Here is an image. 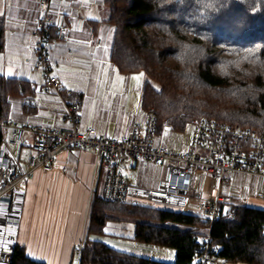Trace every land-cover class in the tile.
Instances as JSON below:
<instances>
[{"label":"crops","instance_id":"0c3cea01","mask_svg":"<svg viewBox=\"0 0 264 264\" xmlns=\"http://www.w3.org/2000/svg\"><path fill=\"white\" fill-rule=\"evenodd\" d=\"M39 0H0V17L4 20V48L0 52V76L21 81L23 95L9 98L7 123L17 126L55 129L65 133H83L92 127L96 134L109 139H122L134 127L144 128L147 117L141 97L132 98L131 91L142 87L143 75L120 74L110 60L114 29L108 22L104 0H51L53 42L51 44L52 72L57 77L63 98L77 105V123L62 119L64 105L51 91L37 93L40 76L34 71L33 46L35 25L41 17ZM139 88V90H140ZM143 91V88L142 90ZM142 94V92H141ZM9 137L10 131L5 129ZM164 130V131H163ZM156 131L152 146L170 152L188 149L189 137L169 129ZM169 130V131H166ZM33 141L28 134L20 150H27ZM10 150V149H9ZM23 167L25 159L16 158ZM26 155V154H25ZM58 168L65 173L35 172L25 182L19 226L15 245L30 260L43 264H72L74 254L87 242H98L127 255L172 264L176 253L133 241L135 226L127 220H110L101 235L88 234L89 212L94 195L101 196L103 176L94 154L65 150L56 156ZM125 180L133 188L148 191L157 188L165 172L143 162L129 163ZM98 187L100 193L97 194ZM188 197L191 209L200 201L213 199L217 194L227 197L221 205L225 214L231 207L246 206L264 210V178L227 173L221 182L201 171ZM139 206L163 210L153 203ZM198 242L209 239V231L201 230ZM219 264L224 263L219 260Z\"/></svg>","mask_w":264,"mask_h":264},{"label":"trees","instance_id":"16d2710c","mask_svg":"<svg viewBox=\"0 0 264 264\" xmlns=\"http://www.w3.org/2000/svg\"><path fill=\"white\" fill-rule=\"evenodd\" d=\"M114 29L110 60L120 74H142L141 106L152 109L156 131H186L193 119L264 136V0H104ZM158 22L170 28L154 27ZM0 17V52L4 48ZM249 49L252 51L249 52ZM187 80L194 87L183 86ZM256 85L255 95H249ZM21 81L0 76V142L9 119V98L23 95ZM134 224L133 241L173 249L172 264H199L197 240L209 231L218 259L264 264V210L231 207L214 222L197 216L114 204L94 195L88 234L101 235L110 220ZM12 264H43L15 247ZM78 264H168L85 242Z\"/></svg>","mask_w":264,"mask_h":264},{"label":"built area","instance_id":"2783aa9c","mask_svg":"<svg viewBox=\"0 0 264 264\" xmlns=\"http://www.w3.org/2000/svg\"><path fill=\"white\" fill-rule=\"evenodd\" d=\"M50 3L51 0H39L37 3L41 17L35 25L33 54L34 71L40 76L41 84L35 87V91L43 94L53 92L65 107L62 119L76 124L77 105L64 100L63 89L52 72L54 21ZM146 117L143 129L136 126L122 139L106 138L96 134L92 127H87L83 133L76 130L65 133L10 123L3 125L10 131L8 145H22L28 134L33 136V141L23 157V167L18 166L6 141L2 139L0 142V264H12L25 182L35 172L65 173L66 168H58L56 160V156L65 150L91 151L94 154L103 176V201L120 205L153 203L163 210L194 215L211 223L221 217V205L228 203L229 199L217 194L211 200L198 202L195 209H191L188 194L196 170L218 182L227 173L264 178V136L203 118L194 120L188 128V149L170 152L161 146H152L151 138L156 132L154 111L147 110ZM162 128H167L165 122ZM131 161L164 169L165 176L156 189L141 191L128 184L124 175L130 169ZM218 253L219 248L206 240L198 251L199 264H219Z\"/></svg>","mask_w":264,"mask_h":264},{"label":"rangeland","instance_id":"374dc122","mask_svg":"<svg viewBox=\"0 0 264 264\" xmlns=\"http://www.w3.org/2000/svg\"><path fill=\"white\" fill-rule=\"evenodd\" d=\"M138 75H139V76H136V75H135V77H141L140 75H142V74H138ZM144 83H145V81L143 82L141 88H140V86H138V84H136V87H137L138 89H135L134 91H131L132 93H130V96H131L132 98H139V97L142 96V94H141L142 91H141V90H142V88H144V87H143V86H144ZM139 88H140V90H139ZM194 120H196V119H193L191 122H189V124L186 126V131H185L182 135H180V136L184 137V136H186V135H190V131H188V128H189L190 124H191ZM163 131H164V130H163ZM166 131H169V130H166ZM8 139H9L8 135H7V136L5 135V141H6L7 145H8ZM8 146H9V149L12 151L13 155H14L16 158L19 157L20 159H23L24 155L28 153L27 150H20V149L18 148V146H10V145H8ZM196 171H197V170H196ZM198 171H200V170H198ZM124 176L127 177V174H125ZM190 191H191V190H190ZM99 193H100V188L98 187L97 194H99ZM189 194H191V193L189 192Z\"/></svg>","mask_w":264,"mask_h":264},{"label":"clouds","instance_id":"9594fccd","mask_svg":"<svg viewBox=\"0 0 264 264\" xmlns=\"http://www.w3.org/2000/svg\"><path fill=\"white\" fill-rule=\"evenodd\" d=\"M156 28H159L161 30H163L164 28H170L169 25H167L166 23H162V22H158L155 25H153ZM261 63H264V61H261ZM183 86L185 87H194V85H191L187 80H184L183 82ZM258 90L256 85H253L250 87L248 94L251 95H255L256 91Z\"/></svg>","mask_w":264,"mask_h":264},{"label":"water","instance_id":"95a60500","mask_svg":"<svg viewBox=\"0 0 264 264\" xmlns=\"http://www.w3.org/2000/svg\"><path fill=\"white\" fill-rule=\"evenodd\" d=\"M78 258H79V252L77 251V252L74 254V258H73V262H72V264H78ZM196 262H199V259H197Z\"/></svg>","mask_w":264,"mask_h":264},{"label":"snow or ice","instance_id":"6c2138e0","mask_svg":"<svg viewBox=\"0 0 264 264\" xmlns=\"http://www.w3.org/2000/svg\"><path fill=\"white\" fill-rule=\"evenodd\" d=\"M252 50L251 49H249V52H251ZM142 77H133V79H135V80H139V79H141Z\"/></svg>","mask_w":264,"mask_h":264}]
</instances>
